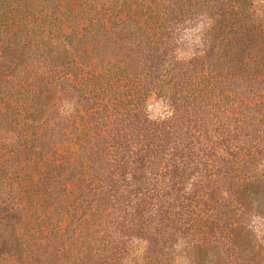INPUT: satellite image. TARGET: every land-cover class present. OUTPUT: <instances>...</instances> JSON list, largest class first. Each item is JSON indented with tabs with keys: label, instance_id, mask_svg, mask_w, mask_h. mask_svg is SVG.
<instances>
[{
	"label": "trees",
	"instance_id": "obj_1",
	"mask_svg": "<svg viewBox=\"0 0 264 264\" xmlns=\"http://www.w3.org/2000/svg\"><path fill=\"white\" fill-rule=\"evenodd\" d=\"M181 257L264 264V0H0V264Z\"/></svg>",
	"mask_w": 264,
	"mask_h": 264
},
{
	"label": "rangeland",
	"instance_id": "obj_2",
	"mask_svg": "<svg viewBox=\"0 0 264 264\" xmlns=\"http://www.w3.org/2000/svg\"><path fill=\"white\" fill-rule=\"evenodd\" d=\"M259 1L262 2V0ZM146 110L151 119H157L170 115L172 108L166 100L157 99L153 101V103L149 104ZM178 264H189V262L184 257H181Z\"/></svg>",
	"mask_w": 264,
	"mask_h": 264
}]
</instances>
